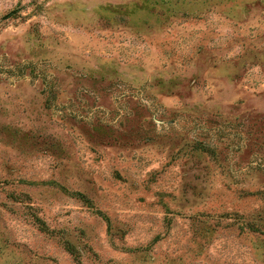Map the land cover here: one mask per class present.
Instances as JSON below:
<instances>
[{"label":"rangeland","instance_id":"obj_1","mask_svg":"<svg viewBox=\"0 0 264 264\" xmlns=\"http://www.w3.org/2000/svg\"><path fill=\"white\" fill-rule=\"evenodd\" d=\"M0 264H264V0H0Z\"/></svg>","mask_w":264,"mask_h":264},{"label":"trees","instance_id":"obj_2","mask_svg":"<svg viewBox=\"0 0 264 264\" xmlns=\"http://www.w3.org/2000/svg\"><path fill=\"white\" fill-rule=\"evenodd\" d=\"M66 248L70 251V252H74V248L70 245V244H68L67 246H66ZM75 256H77V254H75Z\"/></svg>","mask_w":264,"mask_h":264}]
</instances>
